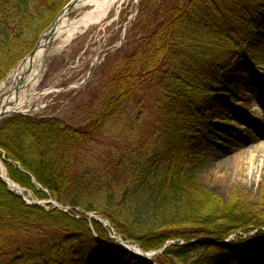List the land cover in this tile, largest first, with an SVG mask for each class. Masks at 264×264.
I'll return each instance as SVG.
<instances>
[{
	"label": "trees",
	"instance_id": "trees-1",
	"mask_svg": "<svg viewBox=\"0 0 264 264\" xmlns=\"http://www.w3.org/2000/svg\"><path fill=\"white\" fill-rule=\"evenodd\" d=\"M59 1L0 0V83L68 3L51 13ZM263 6L264 0H161L154 8L159 19L136 50L107 57L100 105L86 124L1 120L7 177L36 200L70 211L27 205L0 179V264H150L112 252L102 225L75 209L97 213L123 241L158 252L155 264H217L222 257L227 264H261L264 216L208 192L198 175L208 144L218 143L210 140L214 130L231 142L207 116L208 96L220 88L234 104L241 98L219 73L240 71L241 57L264 65V35L250 29ZM245 41L263 52L243 49ZM147 97L154 118L142 127ZM108 137L121 148L108 145L107 159L89 158Z\"/></svg>",
	"mask_w": 264,
	"mask_h": 264
},
{
	"label": "rangeland",
	"instance_id": "rangeland-1",
	"mask_svg": "<svg viewBox=\"0 0 264 264\" xmlns=\"http://www.w3.org/2000/svg\"><path fill=\"white\" fill-rule=\"evenodd\" d=\"M69 1L60 0L51 13L60 4ZM160 1L139 0L137 13L135 4L127 2L114 7L101 22L88 26L63 45H61L62 38H54L45 47L46 58L35 88L36 93L39 94L28 104V107L33 110L26 115L53 119L73 127L86 124L87 114L94 109L97 111L100 105L103 95L102 87L105 83L102 68L106 64L107 57L115 53L128 56L136 50L138 39L147 34L159 19L155 15L154 8ZM80 13L81 11L73 10L68 17L71 20L77 19ZM134 13H136L135 17L127 24L126 21ZM38 29L36 28L35 31ZM250 29L264 35V6L253 19ZM31 39L25 41L30 43ZM121 41L123 44L120 47ZM255 45L256 43L245 41L242 47L255 53L263 52ZM94 63V69L88 75ZM239 64L242 66L240 71L232 72L230 68H225L221 70L219 77L222 83L230 82L236 87L241 97L240 100L234 104L227 99L228 92H223L220 88H215L208 96L207 101L210 106L207 109V116L211 118L214 126L222 129V133H225L231 142L223 141L219 136L221 131L217 128L210 135L211 142L218 141V143L217 145L208 144L210 151L204 154V166L198 175V184L208 192L217 194L226 202L235 203L247 212L264 216V181H260L259 175L260 166L264 163V154H256L253 157L257 158L250 161L247 159L249 151L255 147L250 144L249 140L256 135L255 125L250 121L264 126V66L258 68L253 64H247L242 57ZM11 73L12 71L8 75ZM46 91L48 93H45ZM243 101L250 102L248 109L243 108ZM149 106L147 97L145 114L141 122L142 127H147L154 118ZM119 125H123L121 121ZM108 145L121 148L122 143L111 137L105 138L93 146L89 158L91 156L97 158L103 154V158L107 159L103 151ZM221 145L225 148H221ZM0 165L4 168L1 159ZM19 187L30 202L40 203L42 205L40 207L49 205L44 204L48 200L38 201L30 190ZM90 214L100 216L95 212ZM107 224L111 227L108 221ZM116 238L111 236V241L107 243L114 253L117 250H124L116 242ZM230 238L234 240V236ZM131 245L137 247L132 243ZM227 262V259L222 257L218 259L217 264H227ZM257 262L264 264V260L257 259Z\"/></svg>",
	"mask_w": 264,
	"mask_h": 264
},
{
	"label": "bare ground",
	"instance_id": "bare-ground-1",
	"mask_svg": "<svg viewBox=\"0 0 264 264\" xmlns=\"http://www.w3.org/2000/svg\"><path fill=\"white\" fill-rule=\"evenodd\" d=\"M139 0H76L74 2L73 10L81 11L80 16L77 19H69L68 12H63L57 19L54 26V36L56 38H62L61 45L72 40L76 34L81 33L90 25L97 24L105 19L109 12L117 6H121L127 2L138 3ZM46 58V50L44 47H40L31 59H27L22 65H20L13 73L9 75L6 83L0 86V94L7 92L10 93L9 101L14 100V87L17 85L19 94L17 97V103L9 109V111L25 112L29 107L30 101L38 94L35 88L39 81L43 62ZM18 81H20L18 83ZM45 93H48L46 91ZM251 124L255 125L256 135L250 138V144L255 145L253 150L249 151L247 159L253 160L257 157L254 155L264 154V126H260L253 121ZM260 153V154H259ZM260 181H264V163L260 166ZM0 175L3 179L7 180V175L4 168L0 165ZM9 187L17 191L19 194L24 193L20 187L7 180ZM127 249L136 255H140L141 251L137 247L126 246Z\"/></svg>",
	"mask_w": 264,
	"mask_h": 264
},
{
	"label": "water",
	"instance_id": "water-1",
	"mask_svg": "<svg viewBox=\"0 0 264 264\" xmlns=\"http://www.w3.org/2000/svg\"><path fill=\"white\" fill-rule=\"evenodd\" d=\"M76 0H71L66 6H65V9L64 10H67V12H70L72 9H73V6H74V2ZM136 5V3H135ZM137 6V5H136ZM136 13H137V7H136ZM136 13H134V15H132L129 19H128V22L134 18V16L136 15ZM58 19V18H57ZM57 19L54 21V23L52 24V26L49 28V30L47 31V33L43 34L40 38V41L37 43V45L35 46V48L30 52V54L28 55V59H31L33 57V55L35 54V52L41 47H46L53 39H54V26L57 22ZM43 41V43H42ZM123 44V42L121 41L120 42V45L121 46ZM118 49V48H116ZM26 61V59H24L20 64H23L24 62ZM94 65L95 63L91 66L90 70H89V74H91L92 70L94 69ZM18 66V67H19ZM20 81H18L19 83ZM6 83V82H5ZM19 87L17 85H15L14 87V100L13 101H9V97H10V93H7V99H5L3 101L2 99V96H0V105H1V108H0V119L4 118V117H7L11 114H14L15 112H10L8 111V108H11L14 106L15 103H17V97H18V94H19ZM33 110V109H32ZM19 114V113H18ZM21 114V113H20ZM0 179L2 180V182L9 188V190L11 192H15L18 196L22 197L23 200L25 202H27V204L29 205H32V204H36V205H40L42 206L40 203H36V202H30L28 200V197L25 196L24 194H19L17 191H14L12 190L9 185L7 184V180L6 179H3L2 176L0 175ZM45 205L46 204H49V205H52L54 208L58 209L59 211L61 212H64V213H67L69 211V209L67 208H64L62 207V205H59L57 204L56 202L52 201V200H49L47 202L44 203ZM90 218L94 219L95 221L99 222L100 224H103V226H106L107 225V222L105 220H103L100 216H95V215H91V214H88ZM118 241H121V239H118ZM210 242V240H205L203 243L205 244H208ZM125 244H128L127 242H124ZM128 251V250H126ZM154 255V254H153ZM139 256V255H138ZM148 256L150 257L151 255H148L146 254L145 252L141 251V257L147 259V261H149L150 264H154L153 262L150 261V259L148 258Z\"/></svg>",
	"mask_w": 264,
	"mask_h": 264
}]
</instances>
